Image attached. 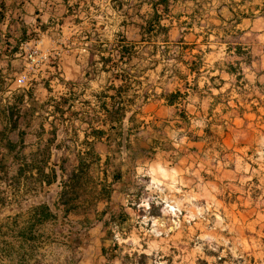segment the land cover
<instances>
[{
    "label": "crops",
    "instance_id": "obj_1",
    "mask_svg": "<svg viewBox=\"0 0 264 264\" xmlns=\"http://www.w3.org/2000/svg\"><path fill=\"white\" fill-rule=\"evenodd\" d=\"M206 175L264 187V0H0V264H103V215Z\"/></svg>",
    "mask_w": 264,
    "mask_h": 264
},
{
    "label": "rangeland",
    "instance_id": "obj_2",
    "mask_svg": "<svg viewBox=\"0 0 264 264\" xmlns=\"http://www.w3.org/2000/svg\"><path fill=\"white\" fill-rule=\"evenodd\" d=\"M155 68L152 59L146 92L157 87ZM119 73L120 80L126 77ZM127 73L126 100L134 97V102L119 99L123 117L131 107L139 113L136 92L143 87L142 71ZM207 177L192 191L184 188L176 211L169 193L158 192L146 200H129L130 209L117 215H103V264H264V187L249 193L247 185L209 183ZM84 239L91 241L89 235ZM95 249L100 246H88L87 253L94 256ZM67 250L75 264L81 249L72 243Z\"/></svg>",
    "mask_w": 264,
    "mask_h": 264
},
{
    "label": "built area",
    "instance_id": "obj_3",
    "mask_svg": "<svg viewBox=\"0 0 264 264\" xmlns=\"http://www.w3.org/2000/svg\"><path fill=\"white\" fill-rule=\"evenodd\" d=\"M29 57H30V63L32 64L31 69L35 70L40 64V61L38 60L37 54L31 53L29 55ZM27 80H28V77L26 75H23L17 80V83L20 87H25L27 85Z\"/></svg>",
    "mask_w": 264,
    "mask_h": 264
}]
</instances>
